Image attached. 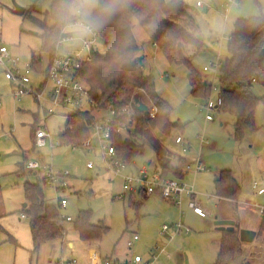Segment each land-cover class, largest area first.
I'll return each mask as SVG.
<instances>
[{"label":"rangeland","instance_id":"obj_1","mask_svg":"<svg viewBox=\"0 0 264 264\" xmlns=\"http://www.w3.org/2000/svg\"><path fill=\"white\" fill-rule=\"evenodd\" d=\"M185 2V0H183ZM203 5L185 2L190 6V13L199 25L203 21L214 17L225 18L228 0H201ZM53 0H0V38L9 46L13 54L19 56L24 63L32 64L33 54L40 58L41 63L35 66L31 73L30 86L40 89L44 82V74L40 68L46 69L50 64V55L43 48V28L34 23L29 14L39 19L45 18V12L50 8ZM15 4L25 8L24 14L13 11ZM195 6V9L192 8ZM264 14V0H238L226 19L230 21L228 30L223 34L222 44L220 36L202 39L204 48L193 57L194 65L201 71L204 79L211 83L214 81L215 90L209 96L200 97L192 93L188 78L189 68L186 64L170 62L159 47L153 43L149 34H145L138 41L141 46L139 55L144 56V72L152 75L156 81V88L160 95L167 99L174 107L171 115L172 121L184 127L172 130L169 135L159 132L158 138L168 148L173 156V163L178 165L179 157H186L183 167L185 172L183 181L194 184L195 191L199 194L200 203L209 214L200 217L184 207L183 222L190 227L189 232L172 234L173 222L167 219L159 222L157 215L149 213L145 194L125 190L123 176L114 174L108 169L102 152L95 146L91 150L84 146L59 145L60 132L66 127L67 108L60 105L63 96H59L60 105H50L55 112L47 115L42 113L37 118L39 104L32 94L14 97L13 86L0 71V264H103L106 257L133 260L136 255L145 252L152 253L155 259L149 264H213L216 261L223 231L217 229L216 215H221L215 206L217 201L215 189V173L228 169L241 184L239 198L244 201H257L264 204V195L254 197L256 187L254 182L264 183V103L259 102L256 108L255 126L245 130L242 137L236 135L235 117L226 111L216 109L211 112L214 120L206 121L207 111L205 105L210 101L216 102L220 95V74L214 77L212 71H204L203 67L215 61L218 54L222 60L228 55V39L233 31L234 23L239 18H247ZM47 24H53L51 18ZM97 52L104 53L106 45L98 37L93 46ZM90 47L64 46L57 47V54L64 56L80 54L81 58L89 55ZM47 92L52 89L49 82ZM252 90L258 97L264 95V85L254 83ZM45 104H48L45 102ZM88 103L86 106L88 107ZM111 117V111L104 112ZM36 120L37 123H36ZM43 126L51 134L50 140L42 147L34 145L33 125ZM204 134L209 142L202 145L200 136ZM177 135L185 138L188 148L183 152V145L176 143ZM27 155V157H25ZM202 159L206 170L195 174V160ZM52 164L55 172L69 171L65 176V184L57 182L54 187L45 181L43 173H36L26 167L29 161ZM93 161V169L87 163ZM146 166L149 173L161 171L157 164L155 150L150 145H145L142 152L138 153L130 162H126L124 174L135 175ZM161 173V172H159ZM171 177V176H167ZM177 178L176 176H173ZM26 182L39 183L46 201L56 203L63 217L70 216L73 220L64 221L67 234L65 240L57 239L43 245L38 254L32 253L33 239L29 220L22 218L23 204L26 203L24 186ZM134 193V194H133ZM135 195L133 201L130 196ZM216 195V196H215ZM58 197L65 198L67 205L61 207ZM184 201V200H183ZM227 202V201H225ZM188 206V200L186 201ZM228 208L233 212L235 202L228 201ZM139 204V205H138ZM245 204V203H244ZM183 206V205H182ZM81 211L91 213L95 223L101 222L108 226L107 232L99 240L98 258L92 259L88 252V245L78 247L81 240L75 221ZM240 213V223H236L238 236L239 227L258 224V219L263 218L256 208L243 207ZM262 222H264L262 220ZM260 223L261 228L264 226ZM159 234L163 224H168L170 230L165 236L155 237L156 229L160 224ZM244 225V226H243ZM248 229V228H247ZM257 231V230H256ZM137 232L138 240L132 247L127 241L133 233ZM263 230L252 242H240L239 254L230 264H264V237ZM67 240L74 242L71 246ZM169 243L165 248L164 242ZM167 249V251H166Z\"/></svg>","mask_w":264,"mask_h":264},{"label":"trees","instance_id":"obj_2","mask_svg":"<svg viewBox=\"0 0 264 264\" xmlns=\"http://www.w3.org/2000/svg\"><path fill=\"white\" fill-rule=\"evenodd\" d=\"M53 3L54 0L45 12L44 19L29 14V18L44 30L42 49L49 53L50 63L57 55L56 42L52 39L54 23L50 26L47 24L48 18L54 19ZM119 20L120 18L117 17V21ZM117 21L110 23L99 33L105 42L106 51L100 53L92 48L90 57L82 62L79 68V74L89 86L96 106L91 111L69 112L66 127L60 132L58 144L80 146L90 134L95 115L109 107H114L118 114L111 122V132L116 157L125 163L130 162L143 151L145 145H150L155 150L157 164L161 167L159 172L162 175L174 172L177 176H183V165L179 167L173 163L174 155L160 141L158 133L169 135L178 127L182 130L184 125L179 126L172 121L174 107L157 91L155 78L145 74L144 56L139 55L141 46L138 42H134L128 49L131 55L126 61L115 62L113 48L124 33L123 26ZM198 30L199 25L192 18L190 6L183 0H178L175 9L165 10L159 29L149 36L170 62L188 66L192 93L207 97L211 92L210 83L204 79L193 62L196 53L204 48L202 39H198L193 46H188L186 40L173 42L170 38L172 34L187 38ZM228 53L219 70L220 96L223 99L219 109L235 117V133L238 137H242L247 128L255 126L256 108L260 101L264 103V95L258 97L252 90L256 82L264 85V14L239 18L235 21L228 39ZM40 63V58L34 55L33 69L38 64L40 66ZM39 68L41 72H46L47 68ZM128 102H132L135 108L133 120L127 113L120 111ZM142 102L148 105L147 110L142 111L138 108ZM152 106L157 109L154 116L150 114ZM126 124L129 125L127 131L118 130ZM37 126L33 125V138ZM179 162L185 163V158L180 156ZM241 188L239 181L228 169L221 170L215 179L216 195L221 199L235 202L239 198ZM24 193L28 204L22 208V212L29 220L33 239L32 253L36 255L44 243L63 237L64 224L60 219L59 206L56 203L46 202L39 183L26 182ZM232 217L238 223L236 202ZM262 225L264 226V222ZM2 228L0 224V230ZM75 228L82 240H100L108 230V226L101 222H93L88 211H81L75 221ZM240 242L242 241L237 229L224 230L218 255L213 264H230V260L239 254Z\"/></svg>","mask_w":264,"mask_h":264},{"label":"built area","instance_id":"obj_3","mask_svg":"<svg viewBox=\"0 0 264 264\" xmlns=\"http://www.w3.org/2000/svg\"><path fill=\"white\" fill-rule=\"evenodd\" d=\"M238 4V0H228L225 12V18H227L231 8ZM198 6L203 5V1L198 0ZM98 34L93 40H91L84 47H92L95 45ZM224 40L223 34L220 36L219 41L222 44ZM59 44L56 43V49ZM80 54L64 56L57 54L54 60L48 65L46 72H44L45 79L52 83V89L47 92V87H41L40 89H35L30 86L31 73L33 71L32 64L24 63L21 58L13 54L12 50L8 45L4 44L0 38V70L4 73L5 77L10 81L13 86V95L15 97L22 96L24 94H32L38 101L39 110L44 115L52 114L55 112L54 107L47 106L45 102L49 105H60L58 102L59 96H63V102L60 105L63 108H67L70 112H85L91 111L96 106V101L92 97L89 86L84 81V79L79 74V68L82 62L86 61L90 57L81 58ZM223 60L218 54L215 61L205 64L203 67L204 71H212L214 77L219 74L220 66ZM212 81L210 83L211 91L215 90L216 86ZM90 104L88 107L87 104ZM223 104V99L219 95L216 102L210 100L204 107L207 111L206 121L214 120V115L211 114L212 111L218 109ZM107 110L111 111L112 116H105L104 112ZM156 107L152 106L150 114L155 115ZM120 111L121 113H127L133 120L135 114V108L132 102L125 104ZM118 114V111L114 107H109L100 114L95 115L94 122L90 129V134L88 138L82 143V145L91 148L93 147V139L97 140V148L102 152L104 160L107 162L108 169L114 174L122 175L124 181L125 190H140L145 195H151L154 193L160 194L162 197L173 200L176 204L181 205L183 198L186 196L188 198V207L192 209L197 215L201 217H206L209 212L203 207L198 199L199 194L195 191L194 184H189L183 180L177 178H169L160 173L149 174L148 170L144 167L141 170L139 176L129 175L122 173L126 168V163L121 161L116 157V150L112 144V132H111V122L114 117ZM129 125H123L118 130L121 132L127 131ZM51 134L43 126H38L34 132V144L37 147L45 146L50 140ZM202 145L209 142V139L202 134L200 136ZM176 143L183 145V152L187 151L185 144V138L178 135L175 139ZM58 144V143H57ZM94 165L93 161L88 162V166L92 167ZM27 168L30 170H44L45 179L49 182L51 186H57L56 183L60 181V177L67 176L68 171L65 172H55L52 167L45 163L39 161L29 160L26 164ZM188 168H182L184 172H189L191 165L188 164ZM207 167L203 164L202 159L197 157L195 160L194 173L198 174ZM257 194H264V183L259 184L258 181L254 182ZM67 200L65 198L60 199V205L65 206ZM258 211L264 217V204L254 203ZM181 216L185 215V211H180ZM26 217V215L24 214ZM67 220H71L70 216L66 217ZM174 231L176 233L189 232L190 227L186 226L181 220L173 224ZM163 232L170 229L168 224H164ZM139 238L138 234H134L132 239L128 240V246L132 247L134 241ZM154 256V255H153ZM96 254H93V258ZM143 258L140 255H136L133 260H120L112 257L104 259L103 264H143ZM64 264V263H61ZM69 264H77L76 261L70 262Z\"/></svg>","mask_w":264,"mask_h":264},{"label":"clouds","instance_id":"obj_4","mask_svg":"<svg viewBox=\"0 0 264 264\" xmlns=\"http://www.w3.org/2000/svg\"><path fill=\"white\" fill-rule=\"evenodd\" d=\"M196 4L198 0H185ZM178 0H54L52 39L59 45L85 46L106 26L120 18L124 28L121 40L114 46L115 62L126 61L128 49L145 34H154L160 27L165 10L176 8ZM230 21L214 17L203 21L195 34L187 38L171 35L173 42L186 40L193 46L198 39L219 37L229 27Z\"/></svg>","mask_w":264,"mask_h":264},{"label":"crops","instance_id":"obj_5","mask_svg":"<svg viewBox=\"0 0 264 264\" xmlns=\"http://www.w3.org/2000/svg\"><path fill=\"white\" fill-rule=\"evenodd\" d=\"M196 6H198L197 5V3H196ZM193 9H195V6H193L192 7ZM218 38V37H217ZM2 41V40H1ZM92 48H94V47H92ZM33 56H34V54H33ZM22 60V59H21ZM24 62V61H23ZM1 71V70H0ZM2 72V71H1ZM3 73V72H2ZM43 73V72H42ZM44 74V73H43ZM50 81H47V79H45V77H44V82H43V84H42V86L41 87H48L49 85H48V83H49ZM12 85V84H11ZM15 97V96H14ZM36 99V98H35ZM36 101H37V99H36ZM1 102V101H0ZM38 102V101H37ZM47 103V102H46ZM47 106L49 107L50 105H49V103L47 104ZM219 109V108H218ZM41 114V112H40V110L38 111V114H37V118L39 117V115ZM44 116V115H43ZM47 117V115L44 117V118H46ZM38 120H36V122H37ZM39 126V125H38ZM37 126V127H38ZM36 127V128H37ZM33 141H34V138H33ZM58 143V142H57ZM35 145V144H34ZM82 145V144H81ZM80 145V146H81ZM97 145H98V143H97V140L96 139H93V146H95V147H97ZM204 145V144H203ZM82 146H84V145H82ZM73 147H77V146H73ZM84 147H86V146H84ZM88 148V147H87ZM92 149V147L91 148H89V150H91ZM25 157H27V155H25ZM182 157H184V156H182ZM185 158V161H186V157H184ZM45 164H47L48 166H50V167H52V169H53V166H52V164H48V163H46V162H44ZM27 164V163H26ZM177 165V164H176ZM87 166H88V163H87ZM178 166L180 167V166H182V163L181 162H178ZM27 167V166H26ZM93 167H94V165L92 166V167H89L88 166V168H90V169H93ZM147 170H148V168L146 167V166H144ZM144 167H142L140 170H139V172L137 173V174H135L134 176H139L140 174H141V170L144 168ZM183 168V167H182ZM125 170V169H124ZM32 171H34L35 172V174L36 173H39V172H42L43 173V170H32ZM60 172H64V171H60ZM69 172V171H68ZM184 172V171H183ZM221 172V171H220ZM219 171L218 172H216L215 173V179L218 177V175H219V173H220ZM44 173H45V171H44ZM43 173V174H44ZM122 173H124V171L122 172ZM148 173H149V171H148ZM154 173H159V170L158 171H156V172H153V173H149V174H154ZM70 173H68V175H69ZM161 174V173H160ZM184 175H185V172H184ZM184 175L183 176H177L174 172H169L167 175H164V176H171V177H169V178H174L173 176H176L177 177V179H180V180H183V177H184ZM45 177V176H44ZM43 177V179L45 180V181H47L45 178ZM65 176H63V177H60V183H62V184H65L66 183V181H65ZM240 183V182H239ZM54 187H59L58 185L57 186H54ZM133 192H139V194L138 195H140V196H142L143 197V192H140V190L138 189H136V190H134ZM134 194V193H133ZM254 197H258V196H261V195H264V194H257V192L255 191L254 192ZM135 196V195H134ZM133 195H131L130 196V199H131V201H133L134 199H135V197H134ZM216 196V195H215ZM143 198H145L146 199V205H147V207L148 206H150L151 208H150V210L151 211H149V213L151 214V215H157L158 217H159V222H161V220L163 221L164 220V222H165V220H166V218L167 219H170L172 222L173 221H175L176 220V218H177V216H178V218H177V220L179 219V216H180V220L182 221L183 220V217L181 216V214H180V211L181 210H184L183 209V207L189 212V211H191V212H193V213H195L192 209H190L188 206H187V203H186V201L188 200V198L185 196L184 198H183V200L184 201H182V204L181 205H178V204H176L173 200H170V199H167V198H164V197H162L160 194H158V193H154V194H151V195H145V197H143ZM60 197H58V199H57V201H58V203H59V205H60ZM198 199H199V201H201V199H200V197H198ZM46 200V199H45ZM225 201H227V202H225ZM228 201H232V200H227V199H221L220 197H218L217 196V201L215 202V206L216 207H218L219 208V212H221L220 214L221 215H218V217L219 218H222V219H234L233 217H232V215H233V212H231L228 208H226V205H228L229 203H228ZM47 202V201H46ZM234 202V201H233ZM236 204H237V209H238V214H239V220H240V211H241V209L243 208V207H247V208H250V209H252L253 207L254 208H256L257 209V207L256 206H254V203H256L257 201H250V200H247V201H244L243 199H241V198H238L236 201ZM48 203V202H47ZM68 203V202H67ZM133 203H135V205H137V202L136 201H133ZM245 203V204H244ZM26 204H28L27 203V201H26ZM67 205V204H66ZM65 205V206H66ZM183 205V206H182ZM27 205H25V203L23 204V208L24 207H26ZM61 206V205H60ZM65 206H61V207H65ZM230 205H228V207H229ZM59 213H60V211H59ZM196 214V213H195ZM197 215V214H196ZM199 216V215H198ZM26 218L27 219V216L25 217L24 216V213L22 212V218ZM67 217V216H66ZM66 217H63L61 214H60V219L62 220V222H63V224H64V221L65 220H67L66 219ZM201 217V216H200ZM203 218V217H202ZM73 219L71 218V220H68V221H72ZM176 220V221H177ZM235 220V219H234ZM262 220H264V218H261V219H258V224H256V226H254V225H243L245 228H248V229H252V230H257V235H256V237H255V239L258 237V235H259V233H260V230H263V232H264V229H262L261 228V225H260V223L262 222ZM183 222V221H182ZM239 223H240V221H238ZM184 223V222H183ZM173 224H174V222H173ZM160 225H161V223L160 224H158V226H157V229H156V234H155V237L157 236V237H160V234H161V236L163 237V236H165L164 234H167L168 232L167 231H169V230H167L166 232H163V229H162V231H161V233L159 234V231L157 232V230H159V228H160ZM164 225V224H163ZM163 227V226H162ZM173 230H172V234H171V236H170V238H169V240H170V242H171V240L174 238V236H175V234H179V233H176L175 231H174V228H172ZM237 229V228H236ZM239 230H240V227H239ZM67 234V232L65 231V227H64V235H63V237L62 238H59V239H61V240H65V235ZM134 234H138L137 232H134L133 233V235ZM264 234V233H263ZM259 236H262V234H260ZM132 237L133 236H130V238L128 239V240H130V239H132ZM239 237H240V234H239ZM263 237H264V235H263ZM58 239V240H59ZM138 239H140V238H138ZM137 239V240H138ZM254 239V240H255ZM55 240H57V239H55ZM82 240V239H81ZM53 241V240H52ZM51 241H49V242H46V243H44V245H46V244H48V243H50ZM66 242H68L71 246H73L74 245V242L73 241H71V240H67L66 239ZM128 242V241H127ZM170 242H168L167 240H166V242H164V246H166L165 248H168L169 247V243ZM243 242V241H242ZM253 242V241H252ZM252 242H246V243H252ZM83 243H85V245H82V243H79V245H77L78 247H80V246H82L81 248H83V246H84V248L83 249H85V247H86V245H88V252H89V255H90V257L92 258V259H96V258H98V250H99V240H96V239H93V240H83ZM134 243H135V241H134ZM134 243H133V245H134ZM49 245V244H48ZM132 245V246H133ZM166 251H167V249H166ZM93 254H96V257L95 258H93ZM140 256H142V258H143V264H149L150 262H153V259H155L154 257H153V254L152 253H150V252H145L144 254H142V255H140ZM111 257V256H110ZM109 257V258H110ZM106 258H108V257H106ZM113 258V257H112ZM115 259H120V257H117V258H115ZM121 260V259H120ZM125 260H129V259H127V257H126V259Z\"/></svg>","mask_w":264,"mask_h":264},{"label":"water","instance_id":"obj_6","mask_svg":"<svg viewBox=\"0 0 264 264\" xmlns=\"http://www.w3.org/2000/svg\"><path fill=\"white\" fill-rule=\"evenodd\" d=\"M13 11L15 13H18V14H24L25 8L19 6L18 4H15ZM138 108L140 110L144 111V110L148 109V105L145 104L144 102H142L139 104ZM25 205H27V204L25 203ZM215 224L217 226V229L222 230V231H224V230L234 231L236 229V220H234V219H222V218H219L218 215H216ZM239 234H240V240L241 241L252 242V241H254V239L257 235V231L252 230V229H247V228H241L239 230Z\"/></svg>","mask_w":264,"mask_h":264}]
</instances>
